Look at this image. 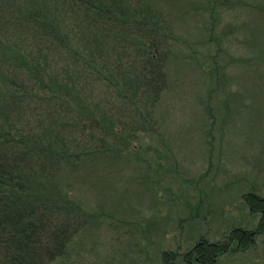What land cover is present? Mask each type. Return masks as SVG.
<instances>
[{
	"label": "rangeland",
	"instance_id": "1",
	"mask_svg": "<svg viewBox=\"0 0 264 264\" xmlns=\"http://www.w3.org/2000/svg\"><path fill=\"white\" fill-rule=\"evenodd\" d=\"M137 1L170 39L157 130L64 166L87 224L55 264H165L260 223L244 197L264 198V0ZM216 264H264V232Z\"/></svg>",
	"mask_w": 264,
	"mask_h": 264
},
{
	"label": "trees",
	"instance_id": "2",
	"mask_svg": "<svg viewBox=\"0 0 264 264\" xmlns=\"http://www.w3.org/2000/svg\"><path fill=\"white\" fill-rule=\"evenodd\" d=\"M137 0H0V264H55L87 219L61 189L85 156L131 148L155 133L168 89L169 34ZM233 229L165 264H216L264 232Z\"/></svg>",
	"mask_w": 264,
	"mask_h": 264
}]
</instances>
